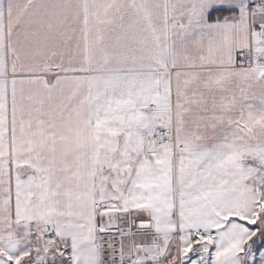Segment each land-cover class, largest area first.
I'll return each mask as SVG.
<instances>
[{
    "label": "snow or ice",
    "instance_id": "snow-or-ice-1",
    "mask_svg": "<svg viewBox=\"0 0 264 264\" xmlns=\"http://www.w3.org/2000/svg\"><path fill=\"white\" fill-rule=\"evenodd\" d=\"M0 264H264V0H0Z\"/></svg>",
    "mask_w": 264,
    "mask_h": 264
}]
</instances>
